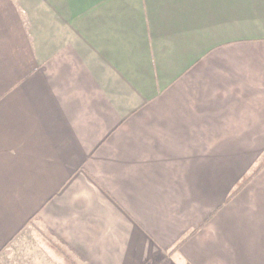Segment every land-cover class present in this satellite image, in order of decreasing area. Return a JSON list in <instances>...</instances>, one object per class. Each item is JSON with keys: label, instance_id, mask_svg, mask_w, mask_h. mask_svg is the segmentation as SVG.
Masks as SVG:
<instances>
[{"label": "crops", "instance_id": "obj_1", "mask_svg": "<svg viewBox=\"0 0 264 264\" xmlns=\"http://www.w3.org/2000/svg\"><path fill=\"white\" fill-rule=\"evenodd\" d=\"M263 155L264 0H0V264H264Z\"/></svg>", "mask_w": 264, "mask_h": 264}, {"label": "trees", "instance_id": "obj_2", "mask_svg": "<svg viewBox=\"0 0 264 264\" xmlns=\"http://www.w3.org/2000/svg\"><path fill=\"white\" fill-rule=\"evenodd\" d=\"M264 168V156L262 157V160L260 162H258L257 166L254 167V169L252 170V172L245 176L241 182L238 183V185L236 186V189L233 193V195L237 194L238 192H240L254 177H256L261 170ZM40 234H42V236L44 235L43 233H41L40 230H38ZM47 239V244L48 246L58 255L62 256L64 261L67 262L68 264H76L74 261L71 260V258L66 254V252L58 245L56 244L53 240H50L48 238Z\"/></svg>", "mask_w": 264, "mask_h": 264}, {"label": "rangeland", "instance_id": "obj_3", "mask_svg": "<svg viewBox=\"0 0 264 264\" xmlns=\"http://www.w3.org/2000/svg\"><path fill=\"white\" fill-rule=\"evenodd\" d=\"M264 156V155H263ZM262 160V159H261ZM260 160V161H261ZM257 166V165H256ZM255 166V167H256ZM254 169V168H253ZM38 230L41 231V233H43L44 235L42 236V234L39 233L40 235V238L42 239V241L44 242V244L46 245V247L49 249V251L53 254H55L54 256L59 258L63 264H68L67 262L64 261L63 257L58 255L57 253H55L47 244V239H50V240H53L56 244H58L65 252L66 254L71 258L72 261H74L76 264H87L86 262H83L82 260H80V258H77L76 256L72 255V253L70 251H68L65 247H63L62 245H60L56 239L54 238V236H52L50 233H47L46 231H44L43 229L39 228ZM33 251V250H32ZM33 257V256H32ZM32 259H35V256L32 258ZM31 259V260H32ZM18 264H24L22 262L18 263ZM30 264V263H29ZM51 264V263H50ZM154 264H157V263H154ZM158 264H164V263H158Z\"/></svg>", "mask_w": 264, "mask_h": 264}]
</instances>
